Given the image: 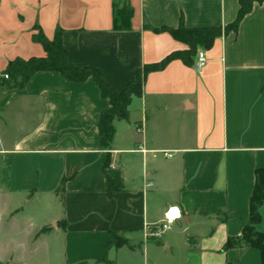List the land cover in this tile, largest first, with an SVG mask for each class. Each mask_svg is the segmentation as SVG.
<instances>
[{"label":"crops","instance_id":"obj_1","mask_svg":"<svg viewBox=\"0 0 264 264\" xmlns=\"http://www.w3.org/2000/svg\"><path fill=\"white\" fill-rule=\"evenodd\" d=\"M239 1L0 0V77L47 57L33 37L61 30L71 65L122 93L187 48L164 29L225 28ZM122 11L130 29L114 28ZM205 52L200 74L176 60L146 77L110 148L94 81L40 72L22 91L0 88V264H262L256 249L224 247L248 225L264 169V5ZM260 214L264 235V201Z\"/></svg>","mask_w":264,"mask_h":264},{"label":"trees","instance_id":"obj_2","mask_svg":"<svg viewBox=\"0 0 264 264\" xmlns=\"http://www.w3.org/2000/svg\"><path fill=\"white\" fill-rule=\"evenodd\" d=\"M255 4L264 5V0H240L237 18L225 28H200L187 29L181 25L178 29H164L178 42L187 48L167 56L157 64L147 65L138 73L137 80L128 85L122 93H116L103 80L101 74L94 69H78L71 65L68 53L62 42V31L58 30L53 41L47 40L44 35H35L33 40L44 48L47 57L32 58L30 60L16 59L9 63L4 75L0 77V88L24 90L29 81L40 72L58 73L72 83L81 84L89 80L98 86L101 96L110 102V107L101 115L98 128L102 148H110L115 136V121H129V108L133 99L142 96L143 85L146 77L153 72L164 70L171 62L179 60L187 66L194 65V59L200 49L209 50L217 39L231 33H237L241 22L252 12ZM132 13L122 11L115 19V29H130ZM8 76V79H5ZM63 188H60L62 191ZM113 190V189H112ZM264 201V169L256 172V183L250 199V218L244 228L242 236L230 239L225 244L224 250L246 246L256 249L261 254L264 264V235L257 232V226L262 218L260 209ZM43 232V231H42ZM114 245L117 249L127 246V243L113 234ZM107 264H113L106 261Z\"/></svg>","mask_w":264,"mask_h":264},{"label":"built area","instance_id":"obj_3","mask_svg":"<svg viewBox=\"0 0 264 264\" xmlns=\"http://www.w3.org/2000/svg\"><path fill=\"white\" fill-rule=\"evenodd\" d=\"M207 62L208 60L206 57L205 50H199L196 55L193 67L196 70V72L200 74L202 70L205 68ZM5 79H8V76H5ZM141 152L144 153L145 151L141 150ZM164 157L171 158L172 156L168 153H164ZM173 221L174 220H172V218L167 217V221L164 224H162L158 229L154 231H147V237L149 239H155V240L161 239L164 233L170 229V226L173 223Z\"/></svg>","mask_w":264,"mask_h":264},{"label":"bare ground","instance_id":"obj_4","mask_svg":"<svg viewBox=\"0 0 264 264\" xmlns=\"http://www.w3.org/2000/svg\"><path fill=\"white\" fill-rule=\"evenodd\" d=\"M176 215H178V212H177V211H174V212L172 213V216H176Z\"/></svg>","mask_w":264,"mask_h":264}]
</instances>
